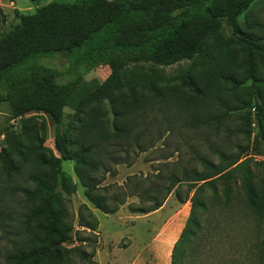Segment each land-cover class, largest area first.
<instances>
[{"label":"trees","instance_id":"obj_1","mask_svg":"<svg viewBox=\"0 0 264 264\" xmlns=\"http://www.w3.org/2000/svg\"><path fill=\"white\" fill-rule=\"evenodd\" d=\"M255 1L51 0L33 13L19 14V22L0 35V103L8 104L13 119L30 113L51 118L58 155L41 152L38 135H19L0 126V144L7 145L0 151V225L14 231L5 264H97L94 251L66 245L90 241L80 234L94 232L99 220L83 203L78 218L83 229L73 233L69 204L77 184L63 170L64 160L74 161L85 196L106 214L118 211L129 196L139 198L130 211L147 214L159 210L172 192L180 202L191 195V215L172 264H184L181 246L203 229L201 216L217 203L230 206L240 197L264 227V187L247 167L249 145L239 146L236 153L211 146L218 163L213 155L197 152L200 168L165 162L155 173L103 185L119 174V165L132 166L162 139L164 133L155 126L163 121L171 132L219 130L233 114L248 108L246 124L241 122L237 132L250 141L256 124L264 145V74L256 69L264 49L240 29L241 17ZM224 22L243 45L242 62L228 47H217L218 63L199 82L185 77L189 90L174 83L176 78L163 69L197 62ZM57 52H66L73 63L70 72L76 75L68 82L60 81L61 71L37 62ZM104 65L111 72L102 82L86 80L80 71ZM240 69L250 84L237 79ZM67 107L75 111L72 130L66 127ZM206 187L213 191L210 201L202 198Z\"/></svg>","mask_w":264,"mask_h":264},{"label":"rangeland","instance_id":"obj_2","mask_svg":"<svg viewBox=\"0 0 264 264\" xmlns=\"http://www.w3.org/2000/svg\"><path fill=\"white\" fill-rule=\"evenodd\" d=\"M51 0H0L3 14L0 16V35L11 30L19 22L20 13H33L38 5H44ZM240 29L253 36L258 46L264 49V0H256L249 12L241 17ZM229 48L230 53L237 54L241 63L245 53L243 45L238 41L232 28L225 22L211 38L204 55L197 61H185L164 68V73L175 77L174 83L182 85L189 90V86L183 84L188 77L193 82L200 81V76L210 70L211 66L218 63L215 58V49ZM39 64L55 68L62 72L61 82H68L75 77L70 69L73 65L66 52H57L52 57L37 59ZM151 70L153 68H150ZM258 73L264 74L263 59H256ZM86 80H105L111 70L109 66H100L95 69L80 68ZM245 69H240L236 77L244 84H250L251 80H245ZM248 108L233 114L219 130L212 128L168 129V123L161 122L155 126V130L161 129L164 133L162 139L155 142L153 148L144 152L132 166L121 164L118 166L119 174L109 176L103 185L112 183L124 184L130 175L146 176L155 173L163 163H196V153L201 155H213L209 150L211 146L236 153L239 146L249 145L248 168L254 173L257 185L264 187V145L258 136L257 125L254 124V133L251 139L238 134L237 128L241 122L246 124ZM7 103H0V126L8 127L16 134L28 132L32 137L38 135V149L48 157L58 155L55 148L56 126L51 118L41 113H30L24 117L13 119L10 117ZM66 127L72 130L76 125L75 111L66 108ZM254 112V110H252ZM163 117L160 113L153 116ZM241 115L244 121L241 120ZM6 143L0 144V151L6 147ZM214 162L219 158L214 154ZM74 161L64 160L62 168L73 178L77 184L76 192L71 196L69 204L74 215V234L81 231L78 224L80 205L86 203L99 220L98 228L94 232H82L80 237L90 239L86 243L77 240L67 243L68 247L81 246L92 253L97 264H172L175 248L181 239V233L191 215L190 196L180 202L175 192H172L163 206L151 213H133L131 204L139 203L137 196H129L125 204L120 205L118 211L106 214L96 208L85 196L83 187L75 174ZM221 189V188H220ZM186 192V186L182 187V193ZM213 191L208 187L202 195L205 201H210ZM211 206V204H209ZM200 216V214H198ZM202 227L196 236L191 237L188 244L181 247L184 250V264H264V227L261 219L250 209H246L240 197H235L230 206L219 203L211 207L209 214L201 216ZM14 231L11 227L0 225V264H5V257L12 250V238ZM79 237V235H77ZM84 245V246H83ZM78 260V259H77Z\"/></svg>","mask_w":264,"mask_h":264}]
</instances>
